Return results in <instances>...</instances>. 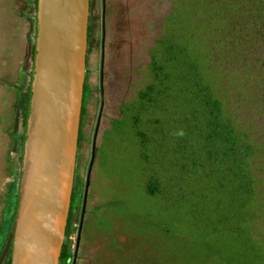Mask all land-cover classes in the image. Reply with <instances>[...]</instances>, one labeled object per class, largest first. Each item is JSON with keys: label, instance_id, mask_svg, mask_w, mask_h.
<instances>
[{"label": "rangeland", "instance_id": "374dc122", "mask_svg": "<svg viewBox=\"0 0 264 264\" xmlns=\"http://www.w3.org/2000/svg\"><path fill=\"white\" fill-rule=\"evenodd\" d=\"M108 3L111 15L105 85L109 106L101 131L110 126L112 117L122 118L115 104L133 100L143 86L142 78L151 59L149 50L162 33L165 15L174 7V0ZM247 4L230 15L228 26L221 25L213 35L209 34L208 42L213 45V63L221 80L219 92L227 110L250 127L261 147L258 167L262 168L264 194V11L256 4ZM36 12L35 0H0V254L17 200L24 132L20 92H26L30 82ZM193 41L199 43L198 38ZM90 64L92 74L97 75L100 52L95 47ZM184 103L182 98L160 99L158 109L145 113L137 128L133 127L132 114L124 113V118L113 121L112 128L106 131L97 173L99 198L106 213L99 229L111 230L117 244L110 250L114 255L109 256L110 262L101 257L103 249L97 243L82 264H219L215 257L208 259L201 239L208 229L207 216L202 211L209 205L215 207V186L221 180L209 178L201 170L196 174L191 171L180 183V136L168 132L170 141L162 134L170 127L176 128L183 119ZM138 130L147 132V143L139 140ZM196 140L197 136L195 143ZM191 147L200 155L199 147ZM89 151L90 148L81 158V165L88 164ZM190 158L187 153L184 162ZM84 171L81 168L82 175ZM150 180L159 193L149 192ZM169 185V195H164ZM184 193L186 198L182 197ZM257 223L255 233L260 237L264 235V218Z\"/></svg>", "mask_w": 264, "mask_h": 264}, {"label": "trees", "instance_id": "16d2710c", "mask_svg": "<svg viewBox=\"0 0 264 264\" xmlns=\"http://www.w3.org/2000/svg\"><path fill=\"white\" fill-rule=\"evenodd\" d=\"M35 3L37 9L38 0ZM236 8L232 0H174L173 11L165 18L162 36L150 52L147 82L123 111L132 114L133 127L137 128L145 113L158 109L160 99L185 101L183 119L176 128L170 127L162 134L169 140L168 132L180 136L182 144L177 148V164L183 174L180 183L191 171L196 174L201 170L207 177L221 180L219 186H215L218 194L215 207L209 205L202 211L208 220L206 235L201 239L208 259L215 257L219 264H264V235L257 237L255 233L257 221L264 218L263 173L258 167L261 147L250 127L227 110L219 92L221 80L213 64V45L208 42L209 34L213 35L221 25L228 26ZM197 38L198 44L193 41ZM34 50L35 45L33 56ZM29 98L30 82L27 91L20 92L19 107L24 111L22 146ZM12 129L13 124L9 133ZM136 135L142 144L149 140L145 130H138ZM191 146L199 147L200 155ZM187 153L191 158L185 163ZM19 160L22 161V154ZM152 182L150 180L149 192L155 195L159 190ZM170 187L164 195H169ZM182 197L186 198L187 194ZM15 210L16 206L8 232ZM66 255L68 252L64 249L61 259Z\"/></svg>", "mask_w": 264, "mask_h": 264}, {"label": "water", "instance_id": "95a60500", "mask_svg": "<svg viewBox=\"0 0 264 264\" xmlns=\"http://www.w3.org/2000/svg\"><path fill=\"white\" fill-rule=\"evenodd\" d=\"M90 0H38L14 220L0 256L59 264L71 207L86 79ZM95 148L91 168L94 163Z\"/></svg>", "mask_w": 264, "mask_h": 264}, {"label": "flooded vegetation", "instance_id": "af4514ba", "mask_svg": "<svg viewBox=\"0 0 264 264\" xmlns=\"http://www.w3.org/2000/svg\"><path fill=\"white\" fill-rule=\"evenodd\" d=\"M232 2L235 3L237 6L236 11H241V8L244 6L243 4L246 3H248L247 5L249 6H254L256 4V6L259 7L258 9L261 8L263 9L262 11H264V0H232ZM257 13L258 12L256 11L255 14ZM169 14L165 15L164 20ZM110 15L111 11L108 0H90L88 49L86 58L87 67L79 130L78 152L76 159L71 207L66 227V236L62 249V251L64 249L65 251L67 250L68 255L64 256L62 259L60 257L59 264H82L83 261L86 262L88 253L91 254V248L94 247L95 249V244L97 243H99L98 247L103 249L100 252V254H102L101 257L105 259L108 258L107 262H110L111 259L109 256H114L110 250L114 249L117 244L116 238L113 235H110L113 233L111 230L103 231L99 229L100 220L102 219V217L105 216L106 213L104 210V204L99 198V196L101 197L100 191L98 189L100 180L97 173L99 171L101 161L100 150L102 149L104 143V135L108 129L112 128L113 121L124 118L123 107L126 104H129L132 100L130 99L115 104V109H119L118 111L122 118H120L119 115L112 117L109 120L110 126L107 128H103V131H101L103 127V119L107 118V107L109 106V100L106 95L105 80L107 56V27ZM162 33L157 38V40L162 36ZM93 47L97 48L100 52V65L98 67L97 75L92 74L91 72L90 53ZM151 49L149 50L150 52ZM148 68L149 65L147 66V69L144 72V76L142 78L143 82L141 83V85H144L147 82ZM100 134L102 136V140L99 142ZM89 148L90 160L88 161V164L81 165V158L86 153V151L89 150ZM94 148V163L91 168ZM80 167L86 170V172L84 171L83 175L81 173ZM13 183L14 182H12L11 184L13 185ZM16 195L18 199V192ZM10 219L8 223H10ZM106 237L110 238L107 239ZM7 238L5 241H7ZM96 254L99 253L96 251ZM9 259L11 261V247L3 264H10V261L8 263Z\"/></svg>", "mask_w": 264, "mask_h": 264}]
</instances>
